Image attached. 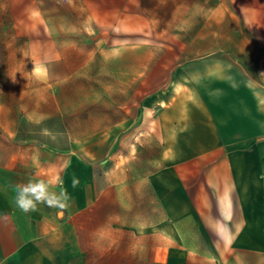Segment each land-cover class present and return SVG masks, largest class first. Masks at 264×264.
<instances>
[{
    "label": "rangeland",
    "instance_id": "374dc122",
    "mask_svg": "<svg viewBox=\"0 0 264 264\" xmlns=\"http://www.w3.org/2000/svg\"><path fill=\"white\" fill-rule=\"evenodd\" d=\"M207 1L218 3V14L181 15L178 0H0L1 64L29 88L38 86L29 73L40 60L43 109L51 100L73 105L75 134L94 133L88 148L106 154L95 161L106 170L102 182L127 185L123 217L136 215L143 228L185 209L196 224L184 228L216 238L208 222L219 214L206 178L217 181L229 188L234 232L219 264L232 257L264 264L261 0ZM227 2L234 15L225 14ZM226 66L233 75L229 115L220 106L225 92L216 94L226 86ZM172 79L179 89L170 88ZM124 116L108 150V127ZM198 242L211 248L208 239Z\"/></svg>",
    "mask_w": 264,
    "mask_h": 264
},
{
    "label": "crops",
    "instance_id": "0c3cea01",
    "mask_svg": "<svg viewBox=\"0 0 264 264\" xmlns=\"http://www.w3.org/2000/svg\"><path fill=\"white\" fill-rule=\"evenodd\" d=\"M196 1L178 0V9H182L179 13L208 17L218 14L217 2L206 0L201 6ZM226 5L225 14L234 15L235 4ZM192 6L194 10L187 11ZM261 33L264 34V0H261ZM39 62H34V70L29 73L38 80V86L26 88L21 85L18 73H4L0 57V264H219L220 254L231 250L234 241V232L227 223L233 212L229 188H221L217 181L211 183L206 178L219 214L208 222L216 238L212 239L203 229L184 228L186 224H196L185 209L178 210V216L167 214L166 218L146 221L150 225L139 228L136 215H121V197L127 185L102 182L106 170L95 166V161L105 159L106 154L88 148L95 143L94 133L75 134L77 113L73 105L61 108L56 100H51L43 109ZM192 63L197 62H187ZM51 68V64L45 65V74H50ZM184 74L186 79H195V73ZM225 79L226 86L216 88V94L219 90L220 94L225 92V104L222 99L220 106L229 115L232 99L228 96L233 95V87L228 81L233 80V75L228 66ZM178 81L171 80L172 90L179 89ZM149 111L146 110L145 122L150 125ZM124 119L128 117L108 127L114 130L108 134L109 138L114 137L108 150L117 134L124 130ZM37 181L49 183L53 192H67L69 206L60 209L41 203L36 211H20L14 202L15 185ZM129 198L132 201L131 195ZM205 239L211 241V248H201L198 241ZM219 242L222 249L216 248ZM225 264H243V260L232 257Z\"/></svg>",
    "mask_w": 264,
    "mask_h": 264
},
{
    "label": "clouds",
    "instance_id": "9594fccd",
    "mask_svg": "<svg viewBox=\"0 0 264 264\" xmlns=\"http://www.w3.org/2000/svg\"><path fill=\"white\" fill-rule=\"evenodd\" d=\"M68 201L67 192H53L50 190V184L44 181L15 185V206L24 213L36 211L37 205L41 203L49 207L64 209L69 206Z\"/></svg>",
    "mask_w": 264,
    "mask_h": 264
}]
</instances>
